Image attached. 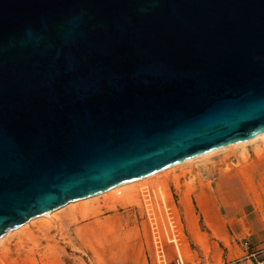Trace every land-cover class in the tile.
<instances>
[{
  "label": "water",
  "instance_id": "1",
  "mask_svg": "<svg viewBox=\"0 0 264 264\" xmlns=\"http://www.w3.org/2000/svg\"><path fill=\"white\" fill-rule=\"evenodd\" d=\"M264 131V0H0V235Z\"/></svg>",
  "mask_w": 264,
  "mask_h": 264
},
{
  "label": "rangeland",
  "instance_id": "2",
  "mask_svg": "<svg viewBox=\"0 0 264 264\" xmlns=\"http://www.w3.org/2000/svg\"><path fill=\"white\" fill-rule=\"evenodd\" d=\"M216 159H223V167L214 166ZM245 163L255 164V171H242ZM235 171L243 176L244 183L264 182V139L174 167L165 187L166 202L161 199L156 203L154 186L148 181L154 201L150 212L145 199L134 202L116 193L118 198L100 195L82 207L65 204L48 215L33 216L0 240V258L29 255L40 264H160L161 242L168 264H180L176 250L179 242L184 264L221 259L215 251L218 242L208 231H231L230 220L222 219L216 206L223 190L218 180ZM173 173L180 175L179 181ZM195 175L200 181L188 186ZM218 221L222 222L221 227ZM103 254L107 257L105 262L101 261Z\"/></svg>",
  "mask_w": 264,
  "mask_h": 264
},
{
  "label": "crops",
  "instance_id": "3",
  "mask_svg": "<svg viewBox=\"0 0 264 264\" xmlns=\"http://www.w3.org/2000/svg\"><path fill=\"white\" fill-rule=\"evenodd\" d=\"M222 160L216 159L214 166L223 167ZM211 166L213 167V163ZM255 166L253 163H248L241 168L242 171L252 173L255 171ZM218 185L223 190L218 194L216 209L222 219L230 220L231 231H208L218 242L215 251L221 259L202 264H249L251 256L243 245V239H247L252 247L264 256V182L257 180L244 183L243 176L235 171L219 179ZM218 223L221 227L222 222L218 221ZM212 227L214 228V224ZM126 245L129 251L130 236L126 239ZM106 258V254L101 255V261L105 262ZM0 264H40V262L33 261L29 255H22L16 256L15 259L0 258Z\"/></svg>",
  "mask_w": 264,
  "mask_h": 264
},
{
  "label": "bare ground",
  "instance_id": "4",
  "mask_svg": "<svg viewBox=\"0 0 264 264\" xmlns=\"http://www.w3.org/2000/svg\"><path fill=\"white\" fill-rule=\"evenodd\" d=\"M264 139V131L260 132V133H256L253 135H250L248 137L233 141V142H229L223 145H219L217 147H214L212 149H208V150H204L198 153H195L193 155H190L188 157H185L183 159H180L176 162H173L163 168H160L158 170L152 171L148 174H145L143 176L131 179V180H127L125 182L119 183L113 187H110L102 192L93 194V195H89L86 197H80L77 199H73L68 201L65 204H71L74 203L76 206L78 207H82L83 204L95 197H98L100 195H104V196H110V197H115L116 193H119L120 197L126 199V200H130V201H134V202H140V199H145L146 200V204H147V209L154 208V201L152 200V196L150 193V183H148V181L151 182V184L154 186V190H155V201L156 203H160V200L162 199L164 202L167 201L168 196L166 194L167 190L165 187H167V184H169L170 180L168 179V175H170V172L172 171V169L176 166H180V165H184L185 163H190L192 161H194L195 159L210 155L212 153L215 152H220L222 149H226L232 146H237V145H241V144H245L248 141H252L255 139ZM259 141V140H258ZM254 142V141H253ZM176 175V173H173ZM179 176L180 175H176L174 178L176 179V181H179ZM195 178L191 181L188 182V186H192L196 185L199 178L197 177V175L194 176ZM144 182V183H143ZM137 184V186H136ZM113 195V196H112ZM185 196V195H184ZM118 198V197H115ZM64 204V205H65ZM60 207V206H59ZM58 208V207H56ZM56 208L42 213L40 215H48L50 213H52V211H54ZM36 217V216H35ZM33 217H31L32 219ZM30 219V218H29ZM29 221V220H28ZM27 222V220H26ZM172 222V221H170ZM22 225V224H20ZM19 226V225H18ZM17 227V226H16ZM15 227L9 228L6 232H4L3 234L0 235V240L5 237V235L7 233H9V231H11L12 229H14ZM16 229V228H15ZM177 242V241H176ZM176 250L178 253L181 254V246L180 243L177 242L176 243Z\"/></svg>",
  "mask_w": 264,
  "mask_h": 264
},
{
  "label": "built area",
  "instance_id": "5",
  "mask_svg": "<svg viewBox=\"0 0 264 264\" xmlns=\"http://www.w3.org/2000/svg\"><path fill=\"white\" fill-rule=\"evenodd\" d=\"M243 245L248 250V255L251 256V261L249 264H264V256L261 254L260 251L254 249L252 247V244L247 239H243ZM158 249L160 251V264H168L164 254V248L161 242H160V247H158ZM177 262L180 264H184L180 253H178Z\"/></svg>",
  "mask_w": 264,
  "mask_h": 264
}]
</instances>
